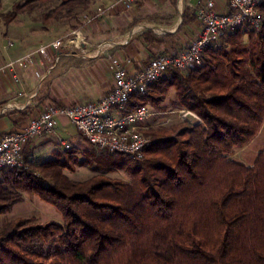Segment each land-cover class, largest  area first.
I'll use <instances>...</instances> for the list:
<instances>
[{
    "label": "trees",
    "instance_id": "trees-1",
    "mask_svg": "<svg viewBox=\"0 0 264 264\" xmlns=\"http://www.w3.org/2000/svg\"><path fill=\"white\" fill-rule=\"evenodd\" d=\"M53 1L15 2L4 22ZM58 1L44 21L64 12L76 29L78 14L91 9V0ZM219 45L129 96L123 114L153 111L174 88L197 120L156 127L148 120L141 158L106 151L103 167L127 179H71L63 172L72 170L70 156L59 152L38 163L22 154L25 167L0 169V213L26 192L61 214V222H1L0 264H264V150L251 165L230 157L264 123V22L228 32Z\"/></svg>",
    "mask_w": 264,
    "mask_h": 264
},
{
    "label": "crops",
    "instance_id": "crops-1",
    "mask_svg": "<svg viewBox=\"0 0 264 264\" xmlns=\"http://www.w3.org/2000/svg\"><path fill=\"white\" fill-rule=\"evenodd\" d=\"M198 1L136 0L135 6L134 2L129 7L106 9L80 30L84 38L80 47L69 48L70 52L67 47L49 48L42 61V70L46 69L42 81L38 82L28 67L20 69L17 83L0 73V133L20 129L49 104L70 105L100 98L113 87V60L129 59V67L140 68L156 54L182 50L201 29ZM213 1L216 10H225V0ZM17 53H9L6 60L1 56L0 65L21 55ZM20 90L23 95L18 94ZM168 95L176 101L174 88ZM66 121L60 117L53 132L29 139L22 154L40 162L58 155V144L66 143L59 137L58 126H65Z\"/></svg>",
    "mask_w": 264,
    "mask_h": 264
},
{
    "label": "built area",
    "instance_id": "built-area-1",
    "mask_svg": "<svg viewBox=\"0 0 264 264\" xmlns=\"http://www.w3.org/2000/svg\"><path fill=\"white\" fill-rule=\"evenodd\" d=\"M136 0H112L111 4L101 9L96 15L87 16L91 21L106 9L118 6L129 7ZM223 11L215 9L213 0H199L196 5L201 29L196 37L182 50L161 53L153 56L140 68L130 66V60L111 62L113 87L93 101L70 105L49 104L34 115L18 130L0 133V169L25 167L22 149L32 138L53 132L60 117L73 124L77 132L93 147L107 152H119L131 158H141L148 138L143 134L148 119L155 113L148 107L123 114L122 110L129 96L138 92L143 94L147 86L162 78L168 70H186L201 60V53L206 46H219L222 36L236 28L259 29L264 22V0H225ZM84 42L80 30H74L65 40L56 39L47 45L24 52L0 65V73L20 82V69L35 64L34 54L45 55L47 46L56 48H78ZM13 42L7 41L11 47ZM23 95L24 91H18ZM191 113L190 111H186ZM65 148L68 143H63Z\"/></svg>",
    "mask_w": 264,
    "mask_h": 264
},
{
    "label": "rangeland",
    "instance_id": "rangeland-1",
    "mask_svg": "<svg viewBox=\"0 0 264 264\" xmlns=\"http://www.w3.org/2000/svg\"><path fill=\"white\" fill-rule=\"evenodd\" d=\"M15 2H22V0H1L0 59L2 56V58L4 57V60L9 58V53L11 54L17 51V54H23L24 52L34 50L38 46L47 45L56 39L65 40L72 35L74 30L82 31V28L90 22L86 21L85 15L92 16V14L96 13L99 8H106L112 0H91L90 11H84L78 14L81 25L76 29L73 28V25H75L76 22L72 18L69 19L64 12L60 13L56 18L50 16L47 18V21H44L43 15L45 13L50 14L52 7L58 4V0L43 3L31 12L19 13L15 19L6 24L3 15L6 11L11 9L12 4ZM136 4L137 2L133 5L135 6ZM242 40L244 42L247 40L246 34L243 35ZM7 41L13 42V45L11 47L5 46ZM50 47L51 46L49 45L47 46V53L45 55L35 53V64L33 66H27L33 70L35 77L39 79L38 82L44 79L46 69L42 70V68H44L42 61L48 57ZM66 51L70 52L71 50L68 48ZM56 63L57 62H55V64ZM58 66H60V64ZM168 96L169 95H167L166 99L160 106L153 107L152 110L155 113L148 119L150 121L147 123L148 126H169L170 124L178 122L186 117L197 120V117L194 114L192 115L184 111L176 101L170 100V97ZM66 123L65 126H58V132L59 137L64 139V141L69 144L70 148L65 149L64 145L58 144V152L63 156H70L72 170L63 169V172L69 178L83 180L96 173H104L113 178H128L120 169L104 168L100 158L107 152L91 146L81 135H79L73 124L68 121H66ZM263 150L264 123L261 125L258 132L246 144L236 147L230 157L244 163L245 165H251L254 162L257 153ZM32 161L35 163L40 162L35 159ZM22 195L23 199L20 202L15 203L10 211L0 213V223L15 217L30 218L32 223L40 224L49 221L61 222V214L54 208V206L41 200L34 194L22 192Z\"/></svg>",
    "mask_w": 264,
    "mask_h": 264
}]
</instances>
